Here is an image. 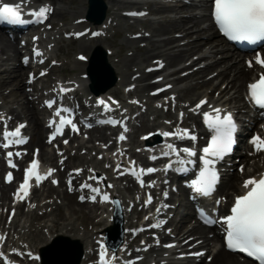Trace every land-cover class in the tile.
<instances>
[{
	"label": "bare ground",
	"instance_id": "obj_1",
	"mask_svg": "<svg viewBox=\"0 0 264 264\" xmlns=\"http://www.w3.org/2000/svg\"><path fill=\"white\" fill-rule=\"evenodd\" d=\"M37 1H41L43 2L42 4L50 1L51 0H29V2H37ZM122 2H128V6L132 5L133 7H137V3L138 1L136 0H105V3L108 5V8H110L111 6H114L118 9L121 6ZM53 3V2H52ZM61 3H64L62 0H57L56 2L54 1V6L56 7V9L53 12V18L55 17V15H57L59 17V22L62 23V18L65 15H68V9L65 6H62ZM132 3V4H131ZM158 6L157 7H151V10L155 13V14H161L163 12H174V13H181V12H185L189 11V10H195V9H191L192 6H187V5H179V4H170L168 3L166 0H161L158 2ZM70 8H71V12L73 14V12L76 13H82V14H78L76 15L74 18H78V17H82L84 16V13L87 10V5L86 3H83L81 6L77 7V5H74L73 1H70ZM26 7L31 8L32 4H28L26 5ZM143 8H141L140 10H142ZM66 12H63V11ZM123 17L125 19H128L126 16L123 15ZM57 18V17H56ZM108 19V18H107ZM210 21L207 29L211 30L210 34H208V37L205 38L204 41L199 40V37H201V35L207 33L209 30H207L205 27H201V23H202V19H198L196 15H192L191 18H185L183 16L180 17H171L169 19H163V20H153L152 23L149 25L150 29L149 32L151 33L149 36H142V38H131L129 39V43L133 44L134 46L138 43H145V45L143 46H139V52L137 54H131L130 56H124L123 59L118 60L117 63L114 64V69L115 72L117 73V75H121L119 76V83L125 82L127 79H129V77H131V69L132 67L136 68V78L132 81V82H137L139 83L140 86H138L136 93L137 94H141L143 97L146 98V102H161L162 100H167L168 96H170L173 92L177 93L178 96L175 97L173 100V95L172 97L169 99V102L166 103L164 102L163 104H169L170 107H172V104L175 102L176 104L179 105L178 108V113L184 111V109H186L187 107L185 105H182L181 102L183 101H187L188 103L191 102L189 104L188 107H191L194 105V103L196 102V100H198L197 98L201 97V96H211L210 97V102H215V103H220L223 105H230L231 98H229L228 96V92H225L224 89H221V94L222 96L214 99L212 96V92H206L204 91H200L205 85H208L210 82H213L214 80H216L218 77H223L222 81L227 80L228 78H230V75L232 73L233 74V78L231 80H229V82H227V88L230 86V84H232V86L237 87L238 92L241 95V91L243 90V88H245L246 86V80L250 78L252 70L248 69L245 66L241 67L239 65H228L227 67L224 66V69L220 70L218 72V74L216 76H214V78L210 79L209 81H203V82H198L196 81L195 84L193 85H187V86H183L182 82H185L186 80H188L189 78L191 79V77L193 76H197V79H200V74L202 73H206V72H210L213 70H217V68L222 66V63H227V56L229 55L228 52H226L221 59H215L212 63L207 64L206 66L203 67H198L195 70H192L187 76H179V77H174V75H178L180 72L185 71V70H189L193 67V65L197 64V62H201V61H207V53L210 52L211 48L214 47H220L217 46V43L220 42V40H213V36L217 35V31L211 21V18L206 16L204 21ZM106 23V22H105ZM88 25V24H87ZM64 25H59L57 28L58 29H62ZM79 26V25H78ZM98 28V27H97ZM177 32H185V35L183 36V38H178L175 34ZM192 33H196V35L198 36V38H196L195 40H189L185 43H180L181 41H183L185 38H189L192 37ZM172 36H169V35ZM161 37L160 39H155L154 37ZM84 42V41H83ZM100 45V44H99ZM81 46V45H80ZM81 47H85V46H81ZM207 47L209 48V50H207ZM203 48H205L206 50H203ZM221 48H218L217 53H221ZM85 49V48H84ZM9 51H12L14 54H17V51H19L17 49L16 43L10 39L7 38L6 35H4L2 32H0V54H8ZM82 51V50H81ZM84 51V50H83ZM204 51V52H203ZM203 52L204 54L201 55L200 58L197 59V61H191L190 64H188L187 66H182V67H178L180 66L183 62L187 61L192 55L198 54ZM112 56V55H111ZM154 58L158 59V60H162L163 62H165V67L159 71V72H154V71H148L146 70V65H150V62L152 60H154ZM2 59L3 62H7L10 60V57H7L5 59ZM185 61H184V60ZM236 59V58H234ZM237 61V60H236ZM146 64V65H145ZM153 64V63H152ZM85 63L80 62V63H76V68L79 67H85ZM153 65H158V63H155ZM239 66V67H238ZM75 68V69H76ZM174 69V71L172 72V70ZM10 70L9 69H5V70H0V76L3 75L5 76L4 78V85H0V92L3 94V97L6 99L8 96L5 95L2 91L1 88L5 85H7L9 83L10 80ZM161 75H165L162 76L161 81H156L155 78L157 76H161ZM19 76L22 77V70H19ZM173 76V77H172ZM2 77V76H1ZM81 81H89L90 77L87 79H83L80 78ZM172 79V80H171ZM22 85H21V84ZM131 83V82H130ZM169 83H176L178 85V89L174 86L161 91L158 94H154L153 90L155 88L158 87H162L164 85H167ZM18 85L21 89V93L19 94L18 92H14L12 93V96L14 97V99H18L19 97L26 98L27 93L24 90V85H26V83H22V79L18 81ZM176 85V86H177ZM220 85L218 84L216 86V89H219ZM119 88H115V89H111L110 92H115L117 91ZM227 90V89H226ZM152 91V93H150ZM200 93H197V92ZM239 95V97H240ZM242 99V97H241ZM195 101V102H193ZM28 102V101H27ZM209 102V103H210ZM29 103V102H28ZM15 112L17 113L16 109H11L10 113L11 114H15ZM29 115L31 116V127L30 130L33 134L32 140H31V144H33V146H40L42 149V155H46V153H48V151H46V146H48L45 141L43 140V137L41 135L42 130L44 129L43 123L38 122L36 120V114H35V110L32 107H29ZM155 112L158 113V115H163L164 113L158 109H155ZM192 114V113H191ZM168 117H171V114L168 110L167 113ZM170 120H175L178 121V119H175V117H171ZM146 126L148 125H155L157 127H161L163 129H168L169 125L164 123V122H159L158 120H155L153 122V124L146 122L145 124ZM155 129V128H153ZM105 134L99 132V135L96 139H100V138H104ZM120 147H123L122 149H124V143L122 145H120ZM119 147H116L115 150H119ZM94 149V148H93ZM114 149V148H113ZM101 151V150H99ZM123 152V151H122ZM51 153V152H50ZM93 153V152H92ZM99 152H96V154ZM52 158H55V154L51 153ZM120 156V154H119ZM108 157V156H107ZM88 160H92V157H87ZM110 160H112L113 165L109 164V163H105L102 166V173H106L105 176L102 175L101 172H99L98 170H95V168H93L91 170V172L89 173V175L95 174L97 176V179L101 180V181H107L109 180V182L111 183V187L114 186L113 183V178L119 180V179H123L126 177H117V174L120 170H122V168L117 169V173L114 172V169H116V166L119 164L120 167L123 165V162L125 160V158L122 157H108ZM141 160V159H140ZM191 160H193L191 158ZM94 162L96 163H101L98 160H94ZM102 162H106V161H102ZM0 163H2V160L0 161ZM123 167V166H122ZM125 170V168H124ZM115 174V175H114ZM111 175H114L112 177H110ZM250 176H252L253 174H249ZM101 176V177H100ZM230 180V179H229ZM232 182V183H230ZM102 183V182H99ZM228 183V184H227ZM230 183V184H229ZM229 186V187H228ZM133 187H135V185H133ZM221 195H232L230 193V190L232 189L234 192L240 190L243 191L242 187L240 186V183L236 181V178H232L229 182L226 181V183H223L221 186ZM111 194L114 196V198H116L115 193V188L112 190L110 189V187L108 186ZM100 189V188H99ZM2 193H3V198L8 199V192H9V186L7 185H3L2 188ZM116 191L119 192V189H117ZM170 198L167 200L169 201ZM130 203V202H128ZM107 205V202L105 201L100 208L102 209H98L95 208L96 211V218L102 221H98L96 222V224L99 225V227H97L96 233H97V237L94 238L95 235H92V239L85 237V234H89V232H85V233H81V234H71L72 233H76L78 231L77 227L75 225L72 224H67L65 227L67 228V230L62 231L61 234H65L68 236H71L72 238H76L79 239L80 241L83 242L84 245V258L81 262V264H86V262L90 259V256L92 254H94V250H95V246L97 245V238L103 239L105 235V231L106 229L111 225V217H112V211L108 209V205L107 207H105ZM129 205V204H128ZM53 206H56V204H53ZM187 208L190 209V204H186ZM57 207V206H56ZM100 210V211H99ZM98 211V212H97ZM31 215V213H30ZM49 215V213L47 211H44L42 213H40V216H37L34 212L32 214L34 219H39V218H44L47 217ZM2 218V216H0V219ZM67 216L65 213H62L60 215V218H56L54 220V225L55 227L59 228L62 227L63 225V221L67 220ZM130 219L125 221V228L127 230V233L125 234V239L126 242H124V244L121 246L122 250L125 249L127 250V246H128V234H129V227L131 226L130 223ZM102 223V225H101ZM187 227V226H185ZM33 226L32 224L28 225L27 231H32V232H36L41 234L40 239L42 238V228H40L38 231H36L35 229H32ZM198 231L200 232H205L206 228L204 227H197L194 226L193 228L187 229L183 234H188L191 233L189 235H195ZM182 230L180 229L179 234H181ZM101 236H99V235ZM53 237V235L48 236V238H45V242L47 243L48 241H50V239ZM214 238L212 239L214 242H216V240L218 239L217 235L214 236ZM174 239H170L169 241H173ZM182 240V239H181ZM212 240H204L203 243L205 245V247H209V249L211 248L210 242ZM218 242V241H217ZM183 246H186L183 245ZM182 246V247H183ZM41 246H37L33 249V252H36L39 255V249ZM212 251L213 252V258L210 262L207 261V259L203 260L202 264H254L251 263L250 261H241L237 263L236 260V255L233 253H230L228 251H226L223 246L218 247V244L215 243L213 246ZM31 249V248H29ZM174 250V248L172 249ZM104 253V256H106V252L103 250L102 251ZM9 255V254H8ZM153 260L149 261L152 262ZM36 264L38 261H35ZM0 263H2L1 259H0ZM199 264V263H197Z\"/></svg>",
	"mask_w": 264,
	"mask_h": 264
},
{
	"label": "snow or ice",
	"instance_id": "obj_2",
	"mask_svg": "<svg viewBox=\"0 0 264 264\" xmlns=\"http://www.w3.org/2000/svg\"><path fill=\"white\" fill-rule=\"evenodd\" d=\"M29 0H18V2H4L0 0V22L8 23H24L25 21L21 19L22 13L26 11V5H28ZM51 11V8L47 5L40 6L38 10H32V15L37 19H45L47 13ZM143 15V13H139ZM212 16L219 30L230 40L233 41H247L250 43H257L264 41V0H213V10ZM82 35V34H81ZM93 35H97L93 33ZM81 60L85 57L81 56ZM256 64L264 67V58H261L258 54L255 60ZM249 67L253 66L252 61H248ZM43 74V73H42ZM170 87V86H169ZM248 95L255 105L264 108V72L260 73L259 79L248 85ZM158 91H163V89H158ZM98 103L108 107V104L104 100H99ZM207 104L206 100H201L197 105L196 109H199L202 105ZM51 106V104H49ZM222 109L214 108L211 112H204V121L207 127L212 130V136L206 147L203 148V155L200 157L203 167L199 172L198 179L192 181L193 187L197 193L202 195H210L219 180L218 172L215 168V164L218 160L223 159L225 155L232 151V146L235 143L234 133L236 131V124L234 122L233 116L230 112L224 113ZM60 116V112L56 113ZM183 113H181V116ZM113 123H116L113 121ZM65 124H71L72 128L76 130V125L72 123L71 119L61 117L60 127L57 128L56 132L53 133L51 139H54L57 134H60L63 126ZM24 125H19L14 131L4 133V138L8 143L4 144V147H8L9 144H22L25 143V138L20 137V129ZM127 129H125L126 131ZM165 136L180 135L189 136L187 129L182 130V133H163ZM12 137H17V139H11ZM195 140L196 137L192 135L190 137ZM120 140L126 139V137L121 134ZM256 151H264V138L256 135L250 141ZM67 143V141H65ZM171 148L172 146L169 145ZM175 151V149H173ZM189 156H195L196 153L190 148H185L182 150ZM38 152V150H37ZM179 156V152L176 153ZM13 153L9 152L8 156L11 157ZM17 156L20 153H16ZM168 155V153H164ZM156 159V157H152ZM183 163V161H181ZM11 164V160L9 161ZM134 163V162H133ZM39 160L33 159L29 167L25 169L23 182L17 189L16 198L18 200L25 199L30 192L31 183L33 178L37 185L50 176L55 169H48L45 173L41 174L39 172ZM12 167H16L15 164H11ZM169 164L167 167H171ZM120 165H117V169ZM243 171V169H241ZM80 171V170H76ZM133 175H138L134 170ZM156 169L148 168L141 169L140 174L144 172H154ZM121 175L124 173L121 172ZM95 179V177H91ZM139 178V177H138ZM7 179L10 181L12 179L11 173L8 174ZM57 183V181H53ZM143 184V181H141ZM81 187L91 188V185L84 184ZM111 187V185H109ZM243 188L245 189L242 195L235 197L234 203L230 209V214L223 217V221L227 226L226 230V243L227 247L232 251H238L246 254L247 257L253 258L258 264H264V173L260 174L258 177H250L243 183ZM71 190V189H70ZM94 193H99V188H92ZM22 193V195H21ZM167 195V193H165ZM95 196L91 199L95 200ZM83 200L84 197H81ZM109 196L105 193L103 195V200L107 201ZM151 202V197H149L146 203ZM219 203V201L217 202ZM159 211V210H158ZM14 214V210H13ZM159 224L153 225V227H159ZM5 237L0 235V241H3ZM173 245H167V247H172ZM13 251H17L13 249ZM29 256L32 254L29 253ZM200 255V254H197ZM0 257H3L6 264H12L8 260V257L0 252ZM38 258V257H36ZM101 264H109L106 260L104 253H101ZM126 264H131V262H126Z\"/></svg>",
	"mask_w": 264,
	"mask_h": 264
},
{
	"label": "rangeland",
	"instance_id": "obj_3",
	"mask_svg": "<svg viewBox=\"0 0 264 264\" xmlns=\"http://www.w3.org/2000/svg\"><path fill=\"white\" fill-rule=\"evenodd\" d=\"M62 1L64 3H61V5L65 6L69 11H68V15H65L62 18V20L64 21L62 23L59 22L60 19L57 15H55V17L52 18L53 20H55L57 22L58 26L62 25V24L71 25V22H72V20H74V17L78 14H82V13H76V12H73V14H72L71 8H70V6H71L70 1H73L74 5H77V7L81 6L83 3H86V5L88 6V0H62ZM172 3L176 4V2H174V1H172ZM156 5L158 6L156 0H141V2H139V6L146 8L147 10H151V7H154V8L157 7ZM127 6H128V2H122L119 9H116V8L111 6V10H108V16L110 19H112V24H111L112 26L110 27L109 34H108L109 36H107L106 38H100L101 40L99 41L102 46H105L107 48H111L113 53H114V55H112V57L107 56L108 63L111 66L114 63H117L118 60L123 59L124 56H130L132 52L135 53V46L133 44L129 43V39H130V37H132V35L134 33H138L140 31L142 33L143 32L149 33L148 27L152 23L153 20H163V19H169L171 17L174 18V17L181 16L180 15L181 13L177 14V13H174L171 11L169 12V10H168V12L166 11V12H163L161 14H155L153 12L152 13L150 12L151 13L150 19H147V20H144V19L143 20H139V19L128 20V19H125L123 17V13H122L123 10L128 8ZM198 11H200V9ZM63 12H66V11L64 10ZM193 13H184L183 16H188V15L193 14ZM194 14H197V13L195 12ZM166 16H168V18H166ZM207 24H208V22H202L201 27H206ZM178 34L185 35V32H180ZM208 34L209 33L207 32L206 34L201 35L199 40L204 41V37H206ZM169 36H172V35L170 34ZM154 38L157 40V39H160L161 37L159 36V37H154ZM195 38H198V36L196 35V33H192V37H189L188 39L193 40ZM217 38H218L217 36L216 37L214 36L213 39H217ZM58 39H59V42L58 43L55 42V44H54V45L57 44L58 46L54 50H55V54L59 55V58H57L58 61H61L63 64L55 68L56 74L54 76H58V75L63 76L64 74H69V72H67L69 70L68 68L76 66V63H77L76 62V60H77L76 59V52L82 50V48H80L78 46L79 45L78 43H75L72 41L69 42L68 40H65V39H60V38H58ZM99 42L97 44H99ZM97 44L92 42L91 47H89L87 45V47H85L84 51H82V52H85L86 54L92 53L91 51L94 50V49H92V46H95ZM143 44L140 43V45H143ZM59 45H60V49H59ZM139 51L140 50H138V52ZM64 55H67L68 58L64 57ZM64 62H67V63L64 64ZM80 70H81V68L78 69L77 73H74L72 76L75 77L76 74H80ZM107 72H108V69H107ZM132 72L133 71H131V74H132ZM182 72L179 75H181ZM13 75H11V78L13 77ZM80 75H78V76H80ZM207 76L208 75H206L205 78ZM193 79H188L187 81L182 83V86H186L187 84L192 83ZM0 80H2V79L0 78ZM106 80H104V81H106ZM128 82H129V79H127L125 82H123L119 86L122 87V86H124V84L125 85L129 84ZM7 86L8 87H5V86L2 87L3 93L5 95H10L11 93L14 92L13 91L14 88H17V85L13 84V83H10V85H7ZM229 89L231 92L235 91V89H231V88H229ZM235 93H236V91H235ZM11 96L12 95L8 96V99L5 102L3 97L0 95V109H1V107H3L1 105V103H3V104H5L6 107H11V108L17 109L18 111L21 112L23 110V108L25 107L24 101H21L20 99L14 100ZM150 116L152 117L153 115H150ZM144 119L145 120L150 119L149 112L144 116ZM142 124H143V120L138 119L136 122L135 128H136V133L139 136L142 132H145L148 130V126H142ZM75 145H76V143H73L70 146V149H69L70 153L74 152ZM88 145L90 146L88 148L89 152H88L87 148L79 149L80 160L86 162V161H88L87 157L90 156L93 158L91 161L93 162L94 165H96V167H97V165L101 166L102 162L100 164L94 162V160L100 161V159L98 158V155H97L98 153L96 154L97 151H95L93 149L95 147L93 142H91ZM85 150H87V152H85ZM88 163H90V162H88ZM0 177H1V174H0ZM120 185H124V184H120ZM41 191L43 194L49 195V197L44 196L40 200L41 201L49 200L50 205L44 209L37 208L35 210V212L41 213L47 209V211L49 212V216L44 217V218H39V219H33L31 217L30 213H28L27 208L23 207V208H21L22 213L20 214L19 217H17V221H16L18 228L20 229L21 234H23V235L25 234V233H23V230H24L23 226L25 223H27V225H29L30 223H34L36 226L38 225L39 227L36 231H38L40 228H42V234L43 235H42L41 239H40L41 234H39V233L33 232V233L26 234V236L28 237L29 242H30L32 247H34L36 245L38 246L40 244H44L45 238L50 236L51 234H54V233L58 234L62 231L67 230V228L65 227L67 224L75 225L78 229V231L76 233L70 232L71 234H81V233H85L88 231L89 234H85V237H88L90 239L93 238L92 235H95L94 230H96V228L99 227V225L96 224V222L102 221V220H99L96 218V215H95L96 211L92 205L89 206L87 204L79 203L75 197H72L67 192H65L63 187L53 188L50 186H46ZM122 194H124L126 197L125 202L123 199H121L123 207L126 208L127 203H128V199H127L128 192H126L125 190H122ZM40 200H38V201H40ZM55 201L60 205V207L54 208L51 205ZM36 202H37V200L34 203H36ZM181 211L183 213L186 212V210L182 209V208H181ZM38 213H37V215H38ZM62 213H65L68 218H67V220L63 221L62 227L57 228V227H55L53 221L56 218H60V215ZM5 216L6 215L3 216V219H5ZM101 225H102V223H101ZM218 242L220 243V241H218ZM69 259H70L69 261H73V258H69ZM32 264H34V262H32Z\"/></svg>",
	"mask_w": 264,
	"mask_h": 264
},
{
	"label": "water",
	"instance_id": "obj_4",
	"mask_svg": "<svg viewBox=\"0 0 264 264\" xmlns=\"http://www.w3.org/2000/svg\"><path fill=\"white\" fill-rule=\"evenodd\" d=\"M90 3V12H94L96 9H98L100 12V17H99V22L103 21L105 18V13H106V4L103 0H89ZM77 243V242H76ZM70 247L66 246H61L59 250L56 252V254L59 255H66L69 253ZM77 254V263L79 262L81 256H82V248L79 245L78 249L75 250Z\"/></svg>",
	"mask_w": 264,
	"mask_h": 264
}]
</instances>
